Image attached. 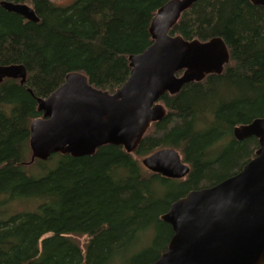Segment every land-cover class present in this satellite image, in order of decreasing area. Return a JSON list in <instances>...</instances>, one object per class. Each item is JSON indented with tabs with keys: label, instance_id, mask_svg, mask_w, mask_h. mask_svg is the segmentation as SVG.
<instances>
[{
	"label": "trees",
	"instance_id": "trees-1",
	"mask_svg": "<svg viewBox=\"0 0 264 264\" xmlns=\"http://www.w3.org/2000/svg\"><path fill=\"white\" fill-rule=\"evenodd\" d=\"M1 1L32 5L40 22L0 6V66L27 69L25 85H0V264H153L173 236L161 220L171 205L255 158L258 140L238 141L234 129L264 118V7L199 0L182 15L171 36L220 38L231 62L221 75L164 95L167 116L136 153L108 145L93 157L53 155L27 166L30 125L42 117L36 97H49L74 72L114 93L130 77L129 57L152 45L151 23L172 0ZM167 148L190 166L186 178L142 165L140 159ZM73 236L88 238L84 250Z\"/></svg>",
	"mask_w": 264,
	"mask_h": 264
},
{
	"label": "water",
	"instance_id": "water-1",
	"mask_svg": "<svg viewBox=\"0 0 264 264\" xmlns=\"http://www.w3.org/2000/svg\"><path fill=\"white\" fill-rule=\"evenodd\" d=\"M198 1L172 0L157 12L150 27L152 45L129 57L130 77L114 93L92 86L87 76L74 72L49 97H36L42 117L30 125L31 159L26 165L53 155L93 157L108 145L134 154L152 125L166 118L164 95L175 96L187 84L221 74L230 62L222 39L200 42L170 35ZM250 1L264 7V0ZM0 6L28 22H40L28 4L1 1ZM6 79L25 85L26 67L0 66V85ZM234 137L238 141L255 137L259 142L255 158L236 175L191 191L171 205L161 220L171 226L173 236L153 264H264V118L236 127ZM141 163L170 179H184L191 170L170 148Z\"/></svg>",
	"mask_w": 264,
	"mask_h": 264
},
{
	"label": "rangeland",
	"instance_id": "rangeland-1",
	"mask_svg": "<svg viewBox=\"0 0 264 264\" xmlns=\"http://www.w3.org/2000/svg\"><path fill=\"white\" fill-rule=\"evenodd\" d=\"M54 4L60 5V6H69L70 4H72L73 2H75L76 0H51ZM139 160V159H138ZM140 161H142V159H140ZM33 167V166H32ZM32 167H30L29 169L31 170ZM18 211H22L25 210L23 206H19L17 207ZM27 209V208H26ZM72 239L74 241H76L81 248L84 250L87 243H88V238L85 236H73ZM150 241V240H149ZM148 245V243H145L144 246Z\"/></svg>",
	"mask_w": 264,
	"mask_h": 264
},
{
	"label": "flooded vegetation",
	"instance_id": "flooded-vegetation-1",
	"mask_svg": "<svg viewBox=\"0 0 264 264\" xmlns=\"http://www.w3.org/2000/svg\"><path fill=\"white\" fill-rule=\"evenodd\" d=\"M11 2H12V1H11ZM14 3H15V2H14ZM251 3H252V2H251ZM20 4H26V3H20ZM252 4H253V3H252ZM28 5L31 6V7H33V6L30 5V4H28ZM258 7H262V6H258ZM33 8H34V7H33ZM35 11H36V10H35ZM229 53H230V51H229ZM230 62H231V54H230ZM230 62H229L228 64H225V65H224V70H223L222 73H224L226 66L229 65ZM222 73H221V74H222ZM221 74H211V75H221ZM211 75H207L206 78H207L208 76H211ZM206 78H205V79H206ZM205 79H204V80H205ZM258 143H259V142H258ZM167 248H168V247H167Z\"/></svg>",
	"mask_w": 264,
	"mask_h": 264
}]
</instances>
